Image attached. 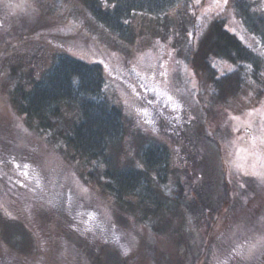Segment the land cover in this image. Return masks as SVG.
Instances as JSON below:
<instances>
[{
    "label": "rangeland",
    "instance_id": "obj_1",
    "mask_svg": "<svg viewBox=\"0 0 264 264\" xmlns=\"http://www.w3.org/2000/svg\"><path fill=\"white\" fill-rule=\"evenodd\" d=\"M27 1L21 7V0H1L8 15L2 18L4 13L0 12V156H12L13 160L6 162L13 170L17 167L14 155H18L22 170L27 171L25 176L20 173L23 179L28 181L31 175L35 178L30 181L32 191L24 189L27 192L23 196L16 190L7 189L8 184L4 191L0 186V255L2 250L10 251L15 254L13 261L17 263L20 260L28 264L37 261L38 257L51 256L55 264H70L75 253L69 244V249L64 247L65 241L72 243L66 233H96L99 229H91L99 223L112 229L99 240L105 247L100 264H118V254L130 264H193L202 245L215 242L220 232L230 235L227 237L230 243L240 238L248 239L242 260L251 258L250 262L256 263L260 259V264H264V103L250 108L239 97L227 110H209L207 125L228 134V139L221 143V155L220 149L210 143L214 138L212 133L207 139L194 134V124L203 115L191 94L193 87L196 88L195 76L192 74L188 78L186 72L192 70L185 68L182 57L176 52V45L185 42L182 23H193L192 8L180 6L162 18L134 14L129 34L119 36L87 11L84 0ZM222 3L223 0H211L202 13L220 12L224 10ZM231 12L230 9L226 11L230 30L244 32L242 24ZM60 52L100 64L108 83L107 98L122 111L124 133L111 147L112 165L132 167L139 144L134 140L141 131L140 145L145 146L148 139H155L168 149L169 172L182 175L179 192L187 202L192 200L189 196L191 186L200 191L203 179L210 176L219 180L224 169L221 165L225 169L229 167L227 177L235 199H241L243 193L245 198L234 214H216L211 230L192 217H185L184 210L170 208L176 221L154 235L157 258L151 259L143 249V242L132 235L143 237L146 230L143 227L136 229L132 219L119 211V204L116 203L112 210L111 200L102 196L97 187L89 185L93 190L85 188L81 176L83 160L75 149L64 144L53 147L60 134L51 133L58 140L49 142L48 134L42 133L28 118L26 122L21 120L15 109L12 89L19 84L30 88L32 79L42 78ZM73 114L68 113L67 117ZM191 150L195 153L193 158L188 155ZM203 158L210 162L205 178L200 169H194L192 161ZM28 160L31 164L27 166ZM10 197L18 199V206L26 205L23 209L24 212L28 210V216L22 209L13 208L12 204L16 202ZM35 208H38L36 213L43 211L46 218L51 213L48 220L35 218V213H30ZM88 211L92 215L87 216ZM65 212L70 218L67 216L63 220L60 213L66 215ZM246 212L251 216L259 212L262 215L250 226L243 222L239 224L238 214ZM19 214L23 218L21 221L17 219ZM14 234L16 241L6 239ZM33 244L38 251L33 255L27 252L28 256H18L20 248L28 246L31 250ZM62 254L70 255L65 258ZM233 257L230 254L228 261L240 263V259ZM213 258L203 261L207 264L221 262L220 257H216L217 261ZM204 263L201 261L200 264Z\"/></svg>",
    "mask_w": 264,
    "mask_h": 264
},
{
    "label": "trees",
    "instance_id": "obj_2",
    "mask_svg": "<svg viewBox=\"0 0 264 264\" xmlns=\"http://www.w3.org/2000/svg\"><path fill=\"white\" fill-rule=\"evenodd\" d=\"M26 1L21 0L20 6L24 7ZM210 1L84 0V3L91 15L119 36L129 34L134 14L141 13L162 18L180 6L188 5L192 8L190 15L193 23L190 25L182 23L181 31L185 33L183 34L185 42L182 43L183 45H176V52L182 57L185 68L192 70L191 73L186 72L188 78H191L193 74L197 80V82L194 80L196 88L193 87L191 94L202 108L203 115L199 122L194 124V134L207 139L212 133L214 138L210 140V143L217 147V150L220 149L219 154L221 155L223 153L221 143L228 139V134L223 132V129L214 130L207 125L209 110L211 108L227 110L239 97L250 108L260 107L259 105L264 103V0H223L224 10L202 13ZM212 1L216 2V0ZM2 5L0 0V6ZM4 8L0 10L4 13L2 18L8 15ZM228 9L242 24L244 32L239 29L237 32L230 30L229 21L226 18ZM187 14L188 12L185 11V15ZM32 81L28 89L21 84L13 85L15 86L12 89L15 96L13 103L19 113V118L25 122L28 118L41 129L42 133L48 134L49 142L55 143L60 138L53 147H61L64 144V146L70 145L75 149L83 160L81 168L84 171L81 176L84 179L82 182L85 188L93 190L91 186L97 187L102 196L111 200L112 210L117 206L116 203L119 204V211L132 219L136 229L143 227L146 230V234L140 231L143 237H135L134 233H131L133 238L143 242V249L151 259L157 258L154 235L176 221V216L169 211L170 208L177 211L184 210L185 217H192L191 219L197 223L200 222L201 225L212 230L216 214H221V212L227 215L234 214L242 198L245 199L244 193L241 199H235L234 190L227 177L230 169L229 167L225 169L224 165H221V168L225 169H220L221 179H214L210 176L203 179L200 191L195 186H191L189 196H192V200L187 202L179 192L182 175L176 171L169 172L168 149L155 139H148L145 146L140 145L143 136L141 131L134 140L139 144L136 147L135 157L132 158V167L112 165L111 147L114 142L117 143L122 139L124 123L120 108L109 102L107 98L108 83H106L100 64L88 62L69 52H60L56 54L53 64L44 72L42 78H34ZM68 113L75 114L67 117ZM26 131L29 130L26 129ZM41 132L39 133L42 134ZM51 133L52 135L59 133L60 137L55 138L51 136ZM228 143L229 141L226 145ZM193 152L192 150L188 152L189 158L194 157ZM17 156L14 155L17 167L13 170L9 169L6 162V160H13L12 156H0V186L4 191L8 184L7 189L11 188L14 192L17 191L19 196H23L27 192L24 189L32 191L33 185L30 181L32 177H35L31 175L28 181L23 179L20 173L25 176L27 171L22 170L19 161L21 158L17 159ZM192 161L194 169H200L205 178L210 170L209 159ZM30 164L31 161L28 160L27 166ZM10 198L16 202L12 204L13 208L22 209L24 212L23 207L26 205L21 204L20 207L17 204L18 199ZM92 206L90 204L91 208ZM67 208L70 207L67 206ZM37 209H32L30 213H35L34 217L42 221L48 220V214L51 213H48L46 218L43 211L38 210L36 213ZM24 214L28 216V210L25 209ZM88 215H92L90 211ZM249 215L248 212L238 214L239 224L243 222L250 226L253 220L261 218L262 213ZM67 216L70 218L68 213L66 215L60 213L63 220ZM20 218H22L21 214L17 218L18 221L23 220ZM94 229H99V231L87 234L78 233V235L73 234L74 231L66 233L68 240L72 243L65 241L64 247L69 249V244L75 253V259H70V264H75L74 261H77V264L102 263L101 255L105 252V247L100 245L102 242L100 243L99 240L112 229L101 226L99 223L94 224L91 230ZM132 231L135 230L132 229ZM223 235L224 233L220 232L218 237H215V242L202 245L199 256L193 264H200L201 261L204 263L203 259L213 258V256L220 257L222 264H260V259L256 263L250 262L251 258L242 260L248 239L245 241L244 238H240L230 243L227 238L230 235L225 234L222 239ZM15 238H17L16 234L6 237L11 241H16ZM105 245L111 244L105 243ZM20 249L18 256H28L29 253L33 255L38 251L36 244H33L31 250H28V246ZM216 251L220 253L217 255ZM223 252H225L224 255ZM1 253L0 264H25L20 260L18 263L13 261L15 254L10 251L2 250ZM70 254L62 255L66 258ZM230 254L234 255V259H240V263L228 261ZM41 255L43 256L42 251ZM48 257L45 259L38 257L37 261L28 264H55V260H51V256ZM216 257L213 261H217ZM117 258L118 264H130L119 254Z\"/></svg>",
    "mask_w": 264,
    "mask_h": 264
}]
</instances>
